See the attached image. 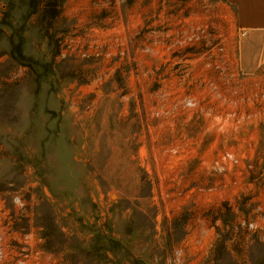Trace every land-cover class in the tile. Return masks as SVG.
<instances>
[{
	"label": "rangeland",
	"instance_id": "374dc122",
	"mask_svg": "<svg viewBox=\"0 0 264 264\" xmlns=\"http://www.w3.org/2000/svg\"><path fill=\"white\" fill-rule=\"evenodd\" d=\"M29 1L0 0V264H172L196 242L177 172L205 177L197 151L243 155L244 190L226 214L264 224V99L220 126L232 108L196 56H174L182 30L165 26L162 0ZM243 67L264 88V66ZM216 242L185 260L264 264L263 240L235 253Z\"/></svg>",
	"mask_w": 264,
	"mask_h": 264
},
{
	"label": "built area",
	"instance_id": "2783aa9c",
	"mask_svg": "<svg viewBox=\"0 0 264 264\" xmlns=\"http://www.w3.org/2000/svg\"><path fill=\"white\" fill-rule=\"evenodd\" d=\"M162 1V10L171 20L165 22V26L182 30L172 49L174 56H196L201 61L203 73L204 70L210 73L206 82L211 94L217 96L222 105L232 108L222 115L220 126L242 121L245 113H236V107L242 101L257 104L264 99V88L259 79L263 72L246 70L238 57L241 56V38L247 34V29L238 24L231 6L224 0H191L192 4H189L190 0ZM195 104L196 99L192 96L181 100L182 106L194 107ZM172 150L175 151V147ZM196 154H199L198 164L204 163V178L194 171L198 167L191 169V176L184 166L177 172L178 207L187 224L199 225L190 232L195 235L196 242L176 248L172 253V264H189L184 256L186 252L199 255L211 248L214 252L216 240H223L232 253L247 252L255 240L264 241L262 222L242 217L234 224L226 214L234 206L233 197L239 198L243 193L244 188L239 183L244 179L247 165L251 164L244 162L243 155L230 147H224L211 158H206L204 151ZM195 208H201L202 213ZM262 218L264 214L259 217ZM206 221L210 222V227L204 226ZM205 236H211L214 241H207Z\"/></svg>",
	"mask_w": 264,
	"mask_h": 264
},
{
	"label": "crops",
	"instance_id": "0c3cea01",
	"mask_svg": "<svg viewBox=\"0 0 264 264\" xmlns=\"http://www.w3.org/2000/svg\"><path fill=\"white\" fill-rule=\"evenodd\" d=\"M235 19L247 29L241 38V62L247 69L264 66V0H224Z\"/></svg>",
	"mask_w": 264,
	"mask_h": 264
},
{
	"label": "trees",
	"instance_id": "16d2710c",
	"mask_svg": "<svg viewBox=\"0 0 264 264\" xmlns=\"http://www.w3.org/2000/svg\"><path fill=\"white\" fill-rule=\"evenodd\" d=\"M37 4H38L37 0H30L29 1V6L32 8V10H34L36 8ZM49 4L52 6L51 8H49V12H50L49 14H50V16H55L58 12V8H56L58 5L57 6L54 5L55 4L54 1L48 2V6H49ZM16 49L19 53H21L18 45H16Z\"/></svg>",
	"mask_w": 264,
	"mask_h": 264
}]
</instances>
